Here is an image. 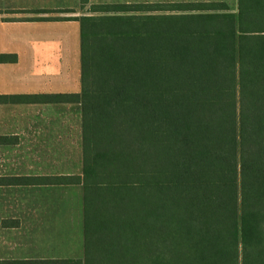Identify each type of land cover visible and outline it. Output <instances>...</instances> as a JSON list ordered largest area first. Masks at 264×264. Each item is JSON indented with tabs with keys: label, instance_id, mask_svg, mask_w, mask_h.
<instances>
[{
	"label": "trees",
	"instance_id": "1",
	"mask_svg": "<svg viewBox=\"0 0 264 264\" xmlns=\"http://www.w3.org/2000/svg\"><path fill=\"white\" fill-rule=\"evenodd\" d=\"M91 9L81 93L14 97L81 102L82 176L14 180L82 183L84 257L19 264H264V0Z\"/></svg>",
	"mask_w": 264,
	"mask_h": 264
},
{
	"label": "crops",
	"instance_id": "2",
	"mask_svg": "<svg viewBox=\"0 0 264 264\" xmlns=\"http://www.w3.org/2000/svg\"><path fill=\"white\" fill-rule=\"evenodd\" d=\"M227 2L225 0H0V264H19L20 260L74 259L84 257L82 183L20 184L14 178L45 176H82V107L78 100L57 102H20V95H76L81 93L80 23L75 18L98 16L99 4H167L189 2ZM228 5V4H227ZM159 14L121 12L114 14ZM175 13V12H169ZM180 13V12H178ZM34 31L73 30L71 48L67 35L37 33L26 44L29 60H22L20 27ZM60 37V45L56 41ZM69 45V43H68ZM71 52V54H70ZM64 53L62 58L60 55ZM55 56V57H54ZM60 57V58H59ZM54 61V62H52ZM78 145L80 155L69 156L68 145ZM75 161L76 173L67 171L68 161ZM80 186L81 257L48 256L44 246L48 222H60L71 210L66 202H47L45 198L27 196L21 202V191L42 193L58 188ZM62 204V206H61ZM73 207V206H72ZM54 220H47V209ZM26 209V217H21ZM44 218V219H43ZM42 219V220H41ZM50 224V223H49ZM82 231V236H81ZM74 240L68 241V247ZM36 242L44 246L37 257ZM58 244V242H55ZM59 252V250H57ZM50 256V255H49ZM39 264V263H38Z\"/></svg>",
	"mask_w": 264,
	"mask_h": 264
},
{
	"label": "rangeland",
	"instance_id": "3",
	"mask_svg": "<svg viewBox=\"0 0 264 264\" xmlns=\"http://www.w3.org/2000/svg\"><path fill=\"white\" fill-rule=\"evenodd\" d=\"M229 6V11L237 12V0H225ZM16 34H19L21 37V47L23 45L24 48H21L20 52L22 54V60L26 62L29 60L28 55L26 54V44L28 41H32L31 37L32 35H35L37 33H44V34H49V35H67L66 33H69V38L67 39L66 42V47L71 48L72 50V44H71V38L73 37V30L71 29H54V30H47L45 32L41 31H34V30H28L24 27H20V30L15 32ZM60 37H56V41L58 45H60ZM69 43V45H68ZM71 54V52H70ZM62 56L64 58L65 54H57ZM55 57V56H54ZM59 57V58H60ZM54 62V61H52ZM67 149L69 150V156L72 158H76L77 156L80 155L79 151V144L75 145H68ZM78 163L75 161H68L67 165L65 166V169L67 171L76 173V164ZM58 191H53V192H42V193H28L27 191H21L20 196H21V202H25L27 199V196H34L40 197V198H45L47 202L53 201V202H66L67 207H71L72 209L69 210L68 212H64L62 216V221L60 222H48L47 225H49L47 234L45 235L46 239H43L44 246L49 250L47 251L48 256H44V258H52L54 255H60L59 257H73V258H80L81 255V250H80V245H81V239H80V229L81 228V214L79 210V202H80V186H70L66 188H58ZM62 206V204H61ZM73 206V207H72ZM63 207V206H62ZM26 209H21V217H26ZM51 209H47V215L51 213ZM47 220H54L55 217L53 215H48L46 216ZM44 219V218H43ZM42 220V219H41ZM50 223V224H49ZM81 236H82V231H81ZM69 240H74L73 241V246L71 248L68 247V241ZM55 242H58L56 244ZM41 242H36V255H40V251L44 249V246L40 244ZM59 250V252H57ZM50 255V256H49Z\"/></svg>",
	"mask_w": 264,
	"mask_h": 264
}]
</instances>
